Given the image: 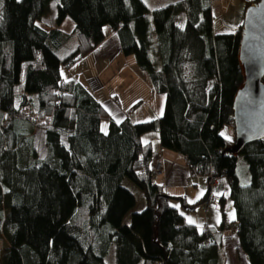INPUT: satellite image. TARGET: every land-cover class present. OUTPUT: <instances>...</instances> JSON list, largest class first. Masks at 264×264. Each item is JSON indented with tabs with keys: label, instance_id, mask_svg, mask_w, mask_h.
<instances>
[{
	"label": "trees",
	"instance_id": "1",
	"mask_svg": "<svg viewBox=\"0 0 264 264\" xmlns=\"http://www.w3.org/2000/svg\"><path fill=\"white\" fill-rule=\"evenodd\" d=\"M52 1L2 0L0 9V228L7 242L1 264H107L111 245L115 264H220V240L213 234L205 244L203 229L171 205L192 209L205 198L189 204L153 183L151 145L141 141L148 132H158L162 148L183 154L193 175L229 180L239 248L249 264H264V139L233 154L234 139L220 134L224 126L234 129L242 24L214 33L210 0L152 11L141 0H59L48 29L41 18ZM258 1L246 0L245 9ZM66 17L75 24L70 34L57 28ZM106 27L165 95L160 119L118 124L82 83L63 79L62 69L105 40ZM35 129L44 131L43 159ZM239 161L249 172L244 184ZM124 178L146 200L127 226L122 220L135 200Z\"/></svg>",
	"mask_w": 264,
	"mask_h": 264
},
{
	"label": "crops",
	"instance_id": "2",
	"mask_svg": "<svg viewBox=\"0 0 264 264\" xmlns=\"http://www.w3.org/2000/svg\"><path fill=\"white\" fill-rule=\"evenodd\" d=\"M52 27L55 26L48 25L47 28ZM74 27L75 24L69 17L57 26L64 34L72 33ZM104 32L105 40L92 53L72 68L61 70L63 79L82 83L110 118L118 124L127 117L132 123L160 119L164 111L165 95L157 94L153 90L149 76L137 66L133 56L123 55L118 34L108 27ZM228 128V138L222 135L223 129L220 134L226 139H231L234 131L231 127ZM102 130L105 132L104 128ZM38 132H41L42 147L37 154L39 159H43L46 156L43 130H34L33 145L36 148ZM141 141L143 144L151 145V169L157 163L161 164V171L153 183L161 185L170 196L183 197L189 204L198 203L205 198L203 203L192 209L182 208L176 200L171 202H176L177 206L173 207L187 222L192 221L191 224L199 229H203V225L207 224L216 239L220 240V264H225L227 260L228 264H249L239 248L236 233L232 230L235 225V212L229 199V180L219 177L211 183L209 177L193 175L183 154L162 148L158 132L142 134ZM61 142L67 146L64 136L61 137ZM242 162H238L236 169ZM128 181L124 178L121 184L133 195L135 203L122 220V225L125 226L129 225L133 213H139L146 207L143 193ZM220 200L223 201L224 216L220 210Z\"/></svg>",
	"mask_w": 264,
	"mask_h": 264
},
{
	"label": "water",
	"instance_id": "3",
	"mask_svg": "<svg viewBox=\"0 0 264 264\" xmlns=\"http://www.w3.org/2000/svg\"><path fill=\"white\" fill-rule=\"evenodd\" d=\"M238 58L243 83L233 102V154L264 139V0L245 10Z\"/></svg>",
	"mask_w": 264,
	"mask_h": 264
},
{
	"label": "rangeland",
	"instance_id": "4",
	"mask_svg": "<svg viewBox=\"0 0 264 264\" xmlns=\"http://www.w3.org/2000/svg\"><path fill=\"white\" fill-rule=\"evenodd\" d=\"M149 9V11H152L154 9L165 7L169 4L176 3L180 0H141ZM245 2L246 0H210V9H211V15H212V25H213V31L216 34H223V33H233L235 32L239 25L243 23L244 19V13H245ZM59 4V0H53L47 9V12L42 16L41 18V24L43 26L48 27V25L55 26V18H56V9ZM2 5V0H0V9ZM184 24V17L181 16L178 20V25L182 26ZM64 53L63 50L58 51L59 55H62ZM64 72V70H63ZM31 114V118H33V114ZM107 123H102V129H105L106 132ZM223 130L222 135L229 137L228 134V126H224L222 128ZM234 139V135L231 137V140ZM42 147V140H41V132H38L36 134V152H40ZM44 156V155H43ZM237 174L240 178V181L244 184V182L249 181V172L247 169V166L244 162L240 163L236 169ZM132 186L133 184L128 181ZM136 188V186H133ZM138 190V188H136ZM172 206H177L176 202H171ZM3 216H6L8 214L7 209H3L2 211ZM0 223H1V217H0ZM7 248V242L5 241V238L3 237L1 233L0 228V264H1V258L2 255ZM115 246L111 245L108 251V254L105 258L107 264H115ZM225 264H228L225 262Z\"/></svg>",
	"mask_w": 264,
	"mask_h": 264
},
{
	"label": "built area",
	"instance_id": "5",
	"mask_svg": "<svg viewBox=\"0 0 264 264\" xmlns=\"http://www.w3.org/2000/svg\"><path fill=\"white\" fill-rule=\"evenodd\" d=\"M160 171H161V164H160V163H157V164L153 167V169H152V171H151V179H152V181L155 180L156 176L160 173ZM209 177H210V182H211V183H214L215 180L217 179V178H214V177H212V176H209ZM239 226H240L239 224L233 226V227H232V230H233V231H236V230L239 228ZM203 231H204V235H205V237H206V239H205V244H208L209 241H210V239L213 238V233H212V231L209 229V227H208L207 224H204V225H203Z\"/></svg>",
	"mask_w": 264,
	"mask_h": 264
},
{
	"label": "snow or ice",
	"instance_id": "6",
	"mask_svg": "<svg viewBox=\"0 0 264 264\" xmlns=\"http://www.w3.org/2000/svg\"><path fill=\"white\" fill-rule=\"evenodd\" d=\"M190 223L192 222V221H189Z\"/></svg>",
	"mask_w": 264,
	"mask_h": 264
}]
</instances>
